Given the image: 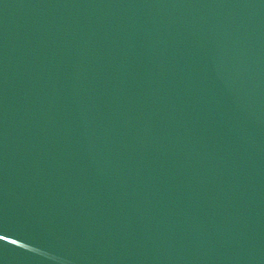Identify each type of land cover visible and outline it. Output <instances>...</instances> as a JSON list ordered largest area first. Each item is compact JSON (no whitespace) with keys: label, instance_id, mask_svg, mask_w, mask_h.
Masks as SVG:
<instances>
[{"label":"water","instance_id":"water-1","mask_svg":"<svg viewBox=\"0 0 264 264\" xmlns=\"http://www.w3.org/2000/svg\"><path fill=\"white\" fill-rule=\"evenodd\" d=\"M0 235V264H264V0H0Z\"/></svg>","mask_w":264,"mask_h":264},{"label":"snow or ice","instance_id":"snow-or-ice-1","mask_svg":"<svg viewBox=\"0 0 264 264\" xmlns=\"http://www.w3.org/2000/svg\"><path fill=\"white\" fill-rule=\"evenodd\" d=\"M0 239L9 240L10 236H8V235H0ZM13 242L15 243L16 241H13Z\"/></svg>","mask_w":264,"mask_h":264}]
</instances>
